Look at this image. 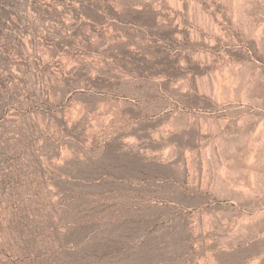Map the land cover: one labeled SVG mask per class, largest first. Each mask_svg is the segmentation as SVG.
Here are the masks:
<instances>
[{
  "label": "rangeland",
  "instance_id": "rangeland-1",
  "mask_svg": "<svg viewBox=\"0 0 264 264\" xmlns=\"http://www.w3.org/2000/svg\"><path fill=\"white\" fill-rule=\"evenodd\" d=\"M0 264H264V0H0Z\"/></svg>",
  "mask_w": 264,
  "mask_h": 264
},
{
  "label": "bare ground",
  "instance_id": "bare-ground-1",
  "mask_svg": "<svg viewBox=\"0 0 264 264\" xmlns=\"http://www.w3.org/2000/svg\"><path fill=\"white\" fill-rule=\"evenodd\" d=\"M227 80V79H226ZM225 82L223 81V79H222V77L219 75V74H217V76H216V78L213 80V86H211V87H213V92H214V94L216 95V97H218L219 99L221 98H223L222 96H224L225 95V92H226V90L225 89H227L228 88V85H225L224 84ZM232 83V81H228V84H231ZM226 84H227V82H226ZM233 84V83H232ZM181 86V85H180ZM179 89H180V91H181V87H179V86H175V90H177V91H174V92H176L178 95H179ZM183 92V91H182ZM181 92V93H182ZM233 93V92H232ZM175 94V93H174ZM177 94H175V95H177ZM182 95V94H181ZM214 95V96H215ZM178 97H180V95L178 96ZM180 99H181V97H180ZM235 99V98H234ZM181 103V102H180ZM181 106V105H180ZM162 109H164V108H162ZM159 110V109H158ZM161 110V109H160ZM181 110V109H180ZM164 111V110H163ZM182 111V110H181ZM153 113H155V112H153ZM158 113H160V112H158ZM103 114H106L105 112L103 113ZM161 114V113H160ZM168 114V113H167ZM106 115H108V114H106ZM170 115L171 114H168V118L170 119ZM158 116H160V115H158ZM157 116V117H158ZM171 116H173V115H171ZM167 118V117H166ZM182 131V127L180 126V124L178 123V122H176L175 120H173V117H171V119L169 120V122L167 123V124H164V126L163 127H160L159 129H157V130H155V131H153V132H151V138H153L154 140H165L166 141V143H167V146H169L170 145V143H171V141L173 140V135H174V132H181ZM169 140V141H168ZM134 143H135V138L134 137H132L131 135H130V133L129 132H126L125 133V135L123 136V144L125 145V146H132V145H134ZM167 152H169V150L167 151ZM189 153V152H188ZM188 153H186L185 154V158H186V160L188 161L189 160V156H188ZM165 154H167V153H165Z\"/></svg>",
  "mask_w": 264,
  "mask_h": 264
}]
</instances>
